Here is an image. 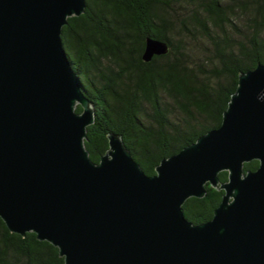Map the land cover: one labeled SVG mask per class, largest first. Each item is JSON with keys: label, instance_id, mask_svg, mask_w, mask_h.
Masks as SVG:
<instances>
[{"label": "water", "instance_id": "water-1", "mask_svg": "<svg viewBox=\"0 0 264 264\" xmlns=\"http://www.w3.org/2000/svg\"><path fill=\"white\" fill-rule=\"evenodd\" d=\"M86 8V0H0V216L8 228L51 242L65 264H264V64L240 73L221 125L163 158L155 174L117 133L95 162L85 146L95 107L62 39ZM168 50L147 36L142 58ZM254 159L258 168L246 171ZM208 183L225 192L213 218L195 224L183 205L204 197Z\"/></svg>", "mask_w": 264, "mask_h": 264}, {"label": "trees", "instance_id": "trees-1", "mask_svg": "<svg viewBox=\"0 0 264 264\" xmlns=\"http://www.w3.org/2000/svg\"><path fill=\"white\" fill-rule=\"evenodd\" d=\"M62 29L68 58L95 107L85 146L99 162L117 133L153 175L165 157L221 125L241 72L264 64V0H86ZM147 36L169 50L142 58ZM83 109L80 105L77 111ZM259 161L245 163L256 170ZM228 180V171L220 173ZM183 205L195 224L213 218L224 190ZM0 264H65L59 248L12 232L0 216Z\"/></svg>", "mask_w": 264, "mask_h": 264}]
</instances>
